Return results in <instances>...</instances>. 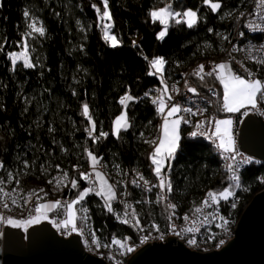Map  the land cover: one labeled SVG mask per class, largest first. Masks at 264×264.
<instances>
[{
	"label": "trees",
	"instance_id": "16d2710c",
	"mask_svg": "<svg viewBox=\"0 0 264 264\" xmlns=\"http://www.w3.org/2000/svg\"><path fill=\"white\" fill-rule=\"evenodd\" d=\"M212 2L222 5L216 13L203 0H108L110 31L119 41L112 47L102 35L103 22L98 27L102 0H0L1 178L10 186L28 190L61 171L70 180L61 196L72 200L88 187L80 173L92 166L88 160L91 152L116 198L109 212L100 196H86L80 203L87 209L86 225L95 230L100 241L114 237L131 248L140 233L167 230L165 199L175 205L179 217H185L200 204L205 192L219 193L228 187L233 196L218 198L219 203L224 213L237 220L253 196L264 189V163L250 164L240 174L237 188L220 169L217 149L201 137L188 135L186 128L179 130L180 147L172 167L164 170L172 186L171 192L166 188L162 192L165 199H159L161 189L142 191L132 181L138 174L147 181L157 179L149 158L155 145L146 142L157 141L159 134L161 113L153 103L155 90L162 93V85L169 89L178 84L184 68L205 58L226 62L239 74L228 44L240 16L251 14L253 0ZM93 5L100 9L99 14ZM169 5L173 12L196 11L197 23L189 28L182 16L177 17L179 24L169 20L167 34L158 40L164 26L154 23L150 12ZM32 23L43 27L44 35L33 32L29 28ZM24 40L35 66L25 68L18 61L13 69L9 54L20 52ZM155 57H163L166 63L162 73L149 75L155 72L149 65ZM251 67L264 81V67ZM191 85L201 93L216 90L213 110L219 117H227L221 111L219 83L214 76L195 78ZM125 93L134 97L127 108L119 102ZM84 104L95 123L92 136L98 137L96 142L86 131L91 125L83 115ZM122 112L130 126L113 135V122ZM101 132L108 135L100 136ZM73 179L77 188L71 186ZM133 210L139 227L132 219ZM55 223L56 227L52 226L58 229V221Z\"/></svg>",
	"mask_w": 264,
	"mask_h": 264
},
{
	"label": "built area",
	"instance_id": "2783aa9c",
	"mask_svg": "<svg viewBox=\"0 0 264 264\" xmlns=\"http://www.w3.org/2000/svg\"><path fill=\"white\" fill-rule=\"evenodd\" d=\"M249 25H260V29H254ZM228 52L231 55L233 63L239 72L238 75L248 78V73L245 71V69H247L254 74L256 79H258L256 77V72L251 67V65L264 67V64H258L255 62L258 59L264 58V5H260V0H253L251 5V14L249 16H240L236 28L234 29V32L230 38ZM216 64H218L217 61L210 58H205L187 68H184L182 70L178 84L171 85L169 87V93L172 95L173 99L171 101H168L165 97L164 99L169 106H171V104H179L181 107H190L193 109V111L201 110V114L195 116L184 112L179 113L178 115L184 116L190 121V123L182 122L179 127L186 128V132L190 136H192V132H197L196 136L207 140L211 145H213L219 154L220 169L225 171L230 178L233 175V172L226 168L228 161L223 158L221 155V150L217 148L216 144L218 141L215 139V137L209 139L211 134L214 132V121L218 120L219 118L218 114L213 110V102L216 98L217 92L216 90L211 89L208 93L196 91V94H193L188 92L187 88L185 87V82H187L188 86L192 87L191 83L193 79H200L198 76L193 75L198 66L204 65L205 72H208L211 71ZM173 88H175V91H173ZM161 95L162 93L160 90H155L153 100ZM155 106L157 108L158 105L155 104ZM221 106L222 102H220V107ZM263 109L264 101H261L258 102L257 108L255 109L251 108V106H247L242 108L239 112L227 114V118L232 121V139L235 142L238 125L242 118L247 114H256L264 119ZM245 113L247 114L245 115ZM208 121H213V123L209 124ZM162 122L163 115L161 113L159 126H161ZM198 122H203L202 127L199 129L196 127ZM234 151L239 154L237 155V160H240L241 157H246L250 161L247 164H241L236 170L235 174L240 177V174L248 166H250V164L253 163V160L239 151L236 147H234ZM96 171L103 172L101 167H93V165L84 170L85 173L91 174L88 180V187H96ZM64 174V172L60 171L53 179L47 180L45 184L33 187L28 190H25L19 186H10L0 176V188L3 189V192H0V217L4 218V220H0V231L4 228V226H11L5 222L8 218L14 220H28L30 217L37 214L35 212V208L38 204H46L56 200L61 201V209L47 212V214H51V218L54 222H59L65 219L66 210L63 208V205L65 202L71 200L61 196L62 188L70 183L69 177L67 176L64 178ZM140 176V174L135 175L132 181H136L135 184H137V186L142 191H146L149 188H159L158 179H152L148 181L147 185H145V180H141L139 178ZM61 179H63V182L57 184V181ZM49 181L52 182L49 183ZM232 182L235 183L234 181ZM41 189L43 191H41ZM208 192L209 191L203 194L200 204L195 206L193 211L187 215V220L185 219L186 216L179 217L176 214L174 208H169L168 205L171 204V202L165 199L167 217L169 221L167 230L162 231L156 229L154 232L140 233L138 241L132 248L133 250L131 252H122L119 246L113 245L112 241L113 239H116L114 237L110 238V240L107 242L100 241L95 230L86 225V213L85 211H81L83 208L80 206V204L74 206L77 213L76 225L78 231L72 232L70 228L64 229L63 227H58L56 230L59 235L64 237H68L72 234H78L81 237L85 251L89 254L102 258L107 264H126L127 259L135 250L148 243H160L163 240H166L168 237L177 238L178 241L182 242L188 249L192 251H216L220 250L227 244L228 241L233 238V230L236 228L237 220L231 218L229 214L224 213L220 203L211 204L210 202V206H203L202 202L206 199ZM5 193L8 195H5ZM160 194L164 197L161 190ZM13 199L16 201L15 204L12 202ZM119 199L122 200L121 197H119ZM235 203H237V201ZM5 204L8 205L7 208L4 207ZM197 208H200L201 211L197 212ZM206 217L207 219H205ZM213 217H215V219H213ZM221 217L228 221L226 225L223 223V220L220 219ZM119 220L122 221L123 218H120ZM217 225L220 226L218 227ZM188 228H192L193 231L188 232ZM93 234H95L96 239L100 244L99 248H97V246L92 243ZM142 239L143 243L141 242ZM193 239L195 240V243H190V241ZM221 241H223V244L220 243Z\"/></svg>",
	"mask_w": 264,
	"mask_h": 264
},
{
	"label": "snow or ice",
	"instance_id": "6c2138e0",
	"mask_svg": "<svg viewBox=\"0 0 264 264\" xmlns=\"http://www.w3.org/2000/svg\"><path fill=\"white\" fill-rule=\"evenodd\" d=\"M102 3L104 5L103 13L101 14V22H103L104 18H107L108 20H111V16L108 10V0H102ZM203 3L206 5H209L211 8V11L213 13H216L221 7V3L216 2L213 3L212 0H203ZM260 5H264V0H260ZM94 8H96V5H93ZM259 7V5H258ZM98 14L100 13V9L96 8ZM228 15V14H226ZM243 15V14H241ZM25 16H28V13L25 12ZM150 16L152 21L155 23L159 21L161 25H163V29L157 34V39L162 40L164 39L165 35L167 34V28L169 20H174L175 23L179 24L181 23V19H178L177 17H185L187 26L189 28L193 27L197 23V12L193 11L191 9L184 11L183 13L180 12H173L171 11V6H166L163 8H159L157 10H153L150 12ZM250 27L254 29H260V25H249ZM112 27L111 24H105L104 25V39L106 41H110V46L116 47L119 44V41L115 36H110L108 33V29ZM29 28L32 29L33 32L39 33L40 35H44V28L43 27H36L35 23H32L29 25ZM211 31V29H209ZM226 38V37H225ZM136 44V41H133V45ZM3 46L0 45V48ZM24 51L20 53H10V59L13 65V69L15 68L17 61L22 60L23 66L25 68H31L35 65L32 64L28 58V50H27V44L24 46ZM147 59V57H145ZM258 64H264V58L258 59L255 61ZM166 61L163 57H155L152 60L149 61L150 68L155 69V72L150 71L149 75H155L156 73H162L163 67L165 65ZM243 66V65H242ZM245 71L248 73V78H244L238 74H236L231 66L228 63H220L216 64L214 68L211 71L205 72V66L200 65L198 66L197 70L193 73V75L198 76L201 80L204 79V76H213L215 75L216 79L219 80L220 84L223 86V110L230 113L239 112L242 108H245L247 106H251V108L255 109L257 108L258 102L264 101V82H262L259 79H256L254 77V74L247 69ZM163 83V81H162ZM185 87L187 88L188 92H191L193 94H196V89L193 87L188 86L187 82H185ZM173 91H175V88H173ZM145 95H148L147 93ZM167 96V100L171 101L173 99L172 95L169 93V89L167 85L162 90V95L158 96L156 99L153 100L154 104H157V111L160 113H164L165 109L167 108V113L164 116L163 124L161 125V136L157 141H146L148 143L154 144L155 147L153 151L150 153V160L152 164L154 165V174L159 180L158 187L163 192L165 188L167 191L171 192L172 186L171 183L166 179V175L164 170L170 169L172 167V160L175 159V155L180 147V134H179V126L183 123H190L188 119H186L184 116L178 115L181 112L189 113L193 116L201 114V110L193 111L190 107H181L179 104H171L169 106L164 97ZM134 97L131 96L128 93H125L123 97L120 98V104L123 105L125 108H127V104L129 101H133ZM247 113H245L246 115ZM83 115L86 119H88L89 124L91 125V130L86 129L88 131L89 137L93 138V142H96L98 137H93L92 133L95 131V123L92 121V118L89 114V108L87 104L83 105ZM175 116V119H170L171 117ZM209 124H212L213 121H208ZM232 124L231 120H216L214 121L215 130L209 137L211 139L212 137H215V139L218 141L216 144L217 148L221 150V155L223 158L228 161L226 164V168L233 172V175L230 177L232 181L235 182V186L237 188L240 187L239 177L235 174L236 170L239 168L241 164H247L250 161L246 157H241L240 160H237V155L234 151V143L232 136L230 134V126ZM203 125V122H198L196 124L197 129L201 128ZM129 122L127 119L126 112H122L121 115L117 116L113 122V135H119L121 130H127L129 128ZM107 133L101 132L100 136H107ZM192 136H196L197 132H192ZM215 142V141H214ZM86 152H88L87 149H85ZM89 158L93 162V167L96 163H98L97 158L91 153L88 152ZM27 166V165H26ZM3 167V164L0 163V168ZM11 175V174H10ZM90 173L81 172L80 178L84 180H89ZM97 179L100 181V188L99 190L96 189L95 186H91L88 188L83 189L79 192L76 199H73L71 201H67L64 203L63 208L65 211L66 218L59 221L57 224V227H63L64 229L70 228L72 232H77V225H76V218L77 213L74 208L75 205L80 204L82 201L85 200L86 196H88L90 193H95V195L100 196L102 199H104L105 204L104 207L111 212L112 204L111 201L116 198V194L113 191V186L108 184L107 180L104 179L103 175L99 172L95 173ZM67 177V173L64 174V178ZM141 180H143V176L139 177ZM52 181H49L51 183ZM63 182V179L58 180L57 184H60ZM19 183V181H17ZM133 183H136V181H133ZM145 185L148 184V181H144ZM71 186L73 188H77L78 184L75 179L71 181ZM41 191H43L41 189ZM0 192H3V189L0 188ZM5 195H8L5 193ZM233 196V192L230 191L228 187H225L223 191L219 193H214L212 191H209L207 193L206 199L202 202L203 206L208 207L211 204H217L219 203V199L228 200L229 197ZM219 198V199H218ZM160 200L165 199V197L160 196ZM14 204L16 203L15 199L12 201ZM27 202V201H26ZM235 205H233L234 207ZM5 208L8 207L7 204L4 205ZM62 207L61 201L56 200L54 202H49L46 204H38L35 208V212L37 215L30 217L28 220H14L11 218H8L5 222L12 225L13 227H21L25 224H33V223H39L41 219H48V216L46 215L47 212L53 211V210H60ZM130 207L129 205H125V208ZM169 208H174L175 205L169 204ZM81 211H87V209H81ZM197 212H200L201 209L197 208ZM128 213H125V216H127ZM132 219L136 220V225L139 227V220L136 219L135 212L133 210ZM120 219V217H117ZM185 219L187 220L188 217L186 216ZM207 219V217L205 218ZM215 219V217H213ZM223 220V223L226 225L228 223L227 220H224L223 217L220 218ZM0 220H4L3 217H0ZM123 223H129L127 219L122 220ZM218 227L220 225H217ZM155 227V225L153 226ZM188 232H192V228L187 229ZM146 239V238H144ZM143 243V239L141 241ZM92 243L97 246V248L100 247V244L98 240L96 239L95 234L92 235ZM190 243H195V240H191ZM223 244V241L220 242ZM113 245L119 246L121 249L124 248V244L120 240L113 239L112 241ZM133 249L129 247L127 251L131 252Z\"/></svg>",
	"mask_w": 264,
	"mask_h": 264
},
{
	"label": "water",
	"instance_id": "95a60500",
	"mask_svg": "<svg viewBox=\"0 0 264 264\" xmlns=\"http://www.w3.org/2000/svg\"><path fill=\"white\" fill-rule=\"evenodd\" d=\"M96 13L98 14L97 10ZM98 18V27L101 25ZM162 90L165 85H162ZM167 99V96H165ZM235 147L253 162L264 163V119L242 118ZM233 238L220 250L198 252L175 237L135 250L126 264H264V189L256 193L237 219ZM0 264H107L85 251L81 237L58 234L50 222L0 231Z\"/></svg>",
	"mask_w": 264,
	"mask_h": 264
},
{
	"label": "crops",
	"instance_id": "0c3cea01",
	"mask_svg": "<svg viewBox=\"0 0 264 264\" xmlns=\"http://www.w3.org/2000/svg\"><path fill=\"white\" fill-rule=\"evenodd\" d=\"M222 63H226V62H222ZM218 64H220V63H218ZM215 77V76H214ZM216 78V77H215ZM245 78V77H244ZM217 81H218V83H219V92H220V101L222 102V105H223V86L220 84V82H219V80L218 79H216ZM167 110L168 109H165V112L164 113H162V115H163V119H164V116L166 115V113H167ZM221 111H223V112H225L226 114H230V112H226V111H224L223 110V107L221 106ZM236 113V112H235ZM121 115V114H120ZM176 117L175 116H173V117H171L170 119H175ZM218 120H230L229 118H227L226 116H224V117H219L218 118ZM162 124H163V122H162ZM161 124V125H162ZM179 130H180V127H179ZM214 130H215V127H214ZM161 134H162V132H161V126L159 127V134H158V139H157V142H158V140H159V138H160V136H161ZM230 134H231V136H232V124H231V126H230ZM233 143H234V147H235V141L233 140ZM155 147V146H154ZM88 158H89V156H88ZM89 160V162H90V164L91 165H93V162H92V160L89 158L88 159ZM154 169V165L152 164V170ZM96 172H99V171H96ZM154 172V171H153ZM99 173H101V172H99ZM102 174V173H101ZM103 175V174H102ZM95 177H96V175H95ZM104 177V176H103ZM105 179V178H104ZM96 181H97V187H98V190H99V188H100V181L97 179V177H96Z\"/></svg>",
	"mask_w": 264,
	"mask_h": 264
},
{
	"label": "rangeland",
	"instance_id": "374dc122",
	"mask_svg": "<svg viewBox=\"0 0 264 264\" xmlns=\"http://www.w3.org/2000/svg\"><path fill=\"white\" fill-rule=\"evenodd\" d=\"M187 11V10H186ZM182 19L184 20V21H186V19L187 18H185V17H183L182 16ZM186 23V22H185ZM105 24H111L110 23V21L107 19V18H104V20H103V24H102V35H103V37H104V25ZM187 24V23H186ZM111 29V28H110ZM110 29H108V33H109V35L110 36H114L112 33H111V31H110ZM163 29V28H162ZM161 29V30H162ZM160 30V31H161ZM159 31V32H160ZM109 42V44H110V41H108ZM25 45V40H24V42H23V45H22V49H21V51L20 52H22V51H24V46ZM20 52H18V53H20ZM28 58H29V54H28ZM20 62H22L23 63V61L22 60H19ZM18 62V61H17ZM37 215V214H36ZM46 215L48 216V219H41V221L40 222H43V221H47V222H50L54 227H56V223L53 221V219L51 218V216H49V214H47L46 213ZM35 216V215H34ZM39 222V223H40ZM33 224H36V223H33ZM33 224H25V225H23V228H28L30 225H33ZM12 226V225H11ZM13 227V226H12ZM122 243L124 244V248H123V252H127V249L130 247L129 245H128V243L126 242V241H122Z\"/></svg>",
	"mask_w": 264,
	"mask_h": 264
}]
</instances>
